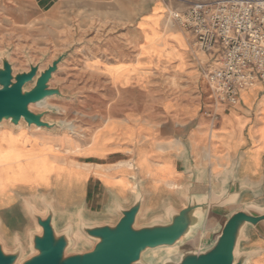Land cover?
<instances>
[{
  "label": "crops",
  "instance_id": "obj_1",
  "mask_svg": "<svg viewBox=\"0 0 264 264\" xmlns=\"http://www.w3.org/2000/svg\"><path fill=\"white\" fill-rule=\"evenodd\" d=\"M30 1L49 18L66 12L60 0ZM197 1L205 0H151L124 30L137 48L117 58L90 60L89 70L100 80L96 93L109 98L105 107L110 110L90 134L26 126L21 134V126L1 128L20 140L28 137V147H46L42 154L57 162L22 187L8 183L0 154V235L9 246L29 244L35 224L26 199L42 212L43 198L51 201L56 223L63 227L79 216L116 219V202L130 203L139 183L146 195L140 219L147 221L186 206L189 187L206 186L227 202L199 233L198 244L211 241L230 212L264 207V83L244 91L237 105L214 108L206 74L220 52H201L192 32L170 23L172 11ZM159 14L155 24L153 16ZM48 28L60 29L61 23ZM146 33L153 38L146 41ZM239 252L251 253L247 264H264V237L247 226Z\"/></svg>",
  "mask_w": 264,
  "mask_h": 264
},
{
  "label": "water",
  "instance_id": "obj_2",
  "mask_svg": "<svg viewBox=\"0 0 264 264\" xmlns=\"http://www.w3.org/2000/svg\"><path fill=\"white\" fill-rule=\"evenodd\" d=\"M71 51L59 53L47 64L46 56L34 61L28 55V68L17 71L8 52L0 53V125L70 128L68 123L47 118L53 108L36 111L32 106L50 97H70L53 80ZM28 84H32L29 89ZM145 199L137 183L130 203L116 202V219L79 216L77 222L63 227L56 223L51 201L43 198L42 212L26 199L35 224L29 244L9 246L0 235V264H247L251 253L239 252L246 227L252 226L264 237V207L246 205L220 221L221 228L211 241L198 244L199 233L211 226L217 208L227 202L206 186L189 187L186 206L169 209L167 218L141 220Z\"/></svg>",
  "mask_w": 264,
  "mask_h": 264
},
{
  "label": "rangeland",
  "instance_id": "obj_3",
  "mask_svg": "<svg viewBox=\"0 0 264 264\" xmlns=\"http://www.w3.org/2000/svg\"><path fill=\"white\" fill-rule=\"evenodd\" d=\"M150 1L60 0L66 12L59 15V20L58 14L49 18L39 12L30 0H0V53L8 52L16 71L28 68V55L34 61L46 56L47 64L59 53L72 49L53 80L54 85L61 83L70 97H50L42 104L33 105V109L43 111L53 108L47 118L70 124V128L63 129L67 133L90 134L110 110L105 107L109 98L96 93L100 80L91 74L89 62L101 56L117 58L124 51L137 48L136 40L124 30L136 21L139 8ZM160 18L161 14L153 16L155 24ZM60 23V29L48 28ZM152 30L156 31L154 27ZM153 36L146 33V41ZM146 48H142V53ZM26 87L29 89L32 84ZM99 103L104 107L100 108ZM262 104L264 109V98ZM1 128L13 129V126L9 123L0 125V154L6 161L8 183L26 184L27 187L33 182L34 175L42 178L54 163L57 164L48 155L42 154L46 147H28V137L20 140L10 129ZM21 128V134H25V125ZM49 149L55 151L52 147ZM21 220L26 222L24 218ZM11 223L16 224L15 221Z\"/></svg>",
  "mask_w": 264,
  "mask_h": 264
},
{
  "label": "built area",
  "instance_id": "obj_4",
  "mask_svg": "<svg viewBox=\"0 0 264 264\" xmlns=\"http://www.w3.org/2000/svg\"><path fill=\"white\" fill-rule=\"evenodd\" d=\"M170 23L192 32L201 52H220L206 74L215 109L237 105L244 91L264 83V0L192 2L172 11Z\"/></svg>",
  "mask_w": 264,
  "mask_h": 264
},
{
  "label": "bare ground",
  "instance_id": "obj_5",
  "mask_svg": "<svg viewBox=\"0 0 264 264\" xmlns=\"http://www.w3.org/2000/svg\"><path fill=\"white\" fill-rule=\"evenodd\" d=\"M4 173V172H3Z\"/></svg>",
  "mask_w": 264,
  "mask_h": 264
}]
</instances>
